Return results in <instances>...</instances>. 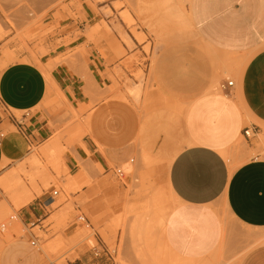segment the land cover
Wrapping results in <instances>:
<instances>
[{
	"label": "crops",
	"instance_id": "1",
	"mask_svg": "<svg viewBox=\"0 0 264 264\" xmlns=\"http://www.w3.org/2000/svg\"><path fill=\"white\" fill-rule=\"evenodd\" d=\"M113 2L95 11L83 2L82 31L92 28L101 39L90 45L80 35L76 45L88 54L92 75L106 85L111 84L115 57L107 51L111 36L105 38V26L114 33L112 16L119 20ZM128 14L153 53L157 87L149 95L167 97V102L142 114L112 98L96 103L88 113L92 139L84 138L76 152L102 176L110 173L111 165L123 174L132 172L142 157L155 162V170L163 164L165 185L177 203L165 220V243L181 259L208 260L223 241L219 205L235 224L264 230V159L251 158L231 171L224 157L241 138L247 139L246 129L256 135L264 129V0H135ZM197 44L248 56L232 86L222 82L218 91H209V59L198 57ZM103 49L105 58L99 52ZM201 63H206L205 70ZM66 68L52 69L51 80L31 61H14L0 69V169L51 137L54 116L39 109L51 89H59L71 104L89 105L85 81ZM69 162L74 164L75 158ZM83 175L78 170L76 178ZM30 204V211L23 206L18 213L30 239L21 236L4 243L0 264L42 263L30 230L46 220L36 218L46 205ZM236 264H264V243L251 247Z\"/></svg>",
	"mask_w": 264,
	"mask_h": 264
},
{
	"label": "rangeland",
	"instance_id": "2",
	"mask_svg": "<svg viewBox=\"0 0 264 264\" xmlns=\"http://www.w3.org/2000/svg\"><path fill=\"white\" fill-rule=\"evenodd\" d=\"M111 1H115L111 5L119 13V20L112 16L114 33L105 26V38L111 36L107 51L115 57L110 69L111 84L106 85L95 79L87 67L88 54L83 46L76 45L80 35L90 45L101 39L100 33L95 34L92 28L82 31L83 2L95 11L97 6ZM121 8L125 9L123 13L119 12ZM134 8L135 0H0V69L14 61L26 60L34 62L44 75L46 70L49 78L50 71L60 65L78 76L68 65L73 59V65L87 73L78 77L90 84L88 88L85 85L89 105L80 107L71 104L59 89H51V97L39 106L48 116H54L49 124L53 128L51 137L41 145L29 146L21 159L6 161L0 169V247L13 238L30 239L29 229L23 226L18 213L23 206L30 211V203L44 202L46 206L36 218L46 220L30 230L37 237L41 264H204L181 259L165 243V220L177 203L165 185L163 164L155 170L152 167L156 163L142 157L138 167L132 172L124 171L121 178L115 175L114 169L118 167L113 165L110 173L102 176L101 171L90 161L80 159L76 152L84 138L92 139L88 113L96 103L112 98L129 103L142 114L167 102V97L149 95L157 87L154 58L148 38L128 14ZM105 9L110 13L108 7ZM132 40L144 43V48L135 47ZM196 51L198 57L209 59L207 66L212 71L209 91H218L227 80L235 83L248 58L202 44L196 45ZM99 52L103 58L107 56L104 49ZM202 65L205 70L206 63L199 64ZM261 130L258 135L250 132L246 140L241 138L226 152L228 164L236 167L251 158L264 159V142L260 140L264 129ZM68 157L75 158V163L71 164ZM78 160L82 164L88 161L91 167L87 166L88 172L84 171L80 178H76L81 165ZM52 190L58 191V195L52 196ZM15 192L27 193L29 202L16 206L12 199ZM216 209L224 225L223 241L217 250L218 264H236L251 247L264 243V236L257 239L248 235L253 232L264 235V230L239 226L221 205ZM81 215L86 223L79 221Z\"/></svg>",
	"mask_w": 264,
	"mask_h": 264
},
{
	"label": "bare ground",
	"instance_id": "3",
	"mask_svg": "<svg viewBox=\"0 0 264 264\" xmlns=\"http://www.w3.org/2000/svg\"><path fill=\"white\" fill-rule=\"evenodd\" d=\"M76 1V0H75ZM97 2H102V1H97ZM89 4H91V6L92 7H94V3L93 2H90ZM73 59H71V62H70V60L68 61V65H70V67H72L73 68V70L78 74V76H82L83 74H84V76H85V74H86V76H87V73H85L84 72V70L82 71H80V69L79 68H77V67H75L74 65H73ZM238 66V65H237ZM81 67V66H80ZM68 68V67H67ZM66 68V69H67ZM82 68H83V66H82ZM239 68V67H238ZM239 70V69H238ZM237 70V71H238ZM78 71H79V73H78ZM235 71V70H234ZM82 72V73H81ZM44 73H45V76H46V78L48 79V80H50L51 78H49V77H47V75H48V73L46 72V70H44ZM83 76V77H84ZM83 79V78H82ZM84 81H85V79H84ZM87 83V82H86ZM87 84H88V86H87ZM86 84V88H88L89 87V83H87ZM85 85V84H84ZM86 88L84 87V89L86 90ZM261 136V139L260 140H262L263 142H264V133H263V135H260ZM226 153H224V155H225ZM34 161L36 160V157L34 156L33 158H32ZM78 161H80L81 162V160H78ZM82 163H84V162H81L80 164V168H79V170H81V171H86V172H88V170H87V166L89 167V169L91 168L90 167V165L88 164V161H86V164H88V165H86V164H82ZM229 168H230V170L232 171V170H234V168L235 167H233V165L229 162ZM13 202H14V204L16 205V206H18V207H20V206H23L24 204H26V203H28L29 202V200H30V196L27 194V193H24V194H20V193H16L15 192V194H14V196H13ZM249 236H252V237H255V238H260V237H262V236H264L263 234H262V232H253V233H249L248 234ZM263 241H264V237H263V239H262ZM220 257V253L219 252H217V251H215V253L213 254V255H211V257H210V259H208V260H204L203 262H204V264H216L217 262L219 263V261H218V258ZM219 260H220V258H219ZM217 263V264H218Z\"/></svg>",
	"mask_w": 264,
	"mask_h": 264
},
{
	"label": "built area",
	"instance_id": "4",
	"mask_svg": "<svg viewBox=\"0 0 264 264\" xmlns=\"http://www.w3.org/2000/svg\"><path fill=\"white\" fill-rule=\"evenodd\" d=\"M232 83H233V81H226V85L227 86H232ZM250 132L251 131H249L248 129H246L245 131H244V135L246 136V137H249L250 136ZM252 133V132H251ZM114 173H115V175L118 177V178H121L122 176H123V172L121 171V169H119V168H115L114 169ZM52 196H56V195H58V191H56V190H52ZM79 218V220L81 221V222H84V223H86V220H85V218L83 217V216H79L78 217ZM3 228H4V226L2 225L1 226V229L3 230ZM30 243H31V245L32 246H36V241L35 240H31L30 241Z\"/></svg>",
	"mask_w": 264,
	"mask_h": 264
}]
</instances>
